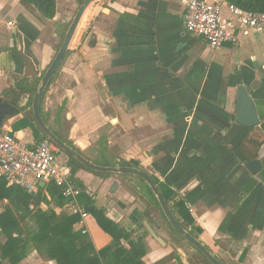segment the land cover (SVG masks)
I'll list each match as a JSON object with an SVG mask.
<instances>
[{"label":"crops","instance_id":"1","mask_svg":"<svg viewBox=\"0 0 264 264\" xmlns=\"http://www.w3.org/2000/svg\"><path fill=\"white\" fill-rule=\"evenodd\" d=\"M83 1L55 0L54 16L45 18L30 0H0V98L41 79ZM186 1L91 3L44 92L40 113L53 133L89 151L91 159L135 161L138 166L131 167L183 199L200 228L197 239L221 264H264V143L257 151L262 169L253 176L243 167L244 156L254 152L250 134L234 122L236 85L242 83L252 94L261 120L255 129L264 138V37L241 29L224 5L220 22L234 40L212 49L185 31ZM24 97L29 95L22 94L16 106ZM22 113L7 116L0 131L36 141L31 126H19ZM91 171L79 169L74 178L129 233L122 240L126 248L129 240L144 238L145 264L163 258L164 264H189L170 243L154 206L145 204L139 178ZM89 224L98 228L97 237ZM84 228L97 250L110 244L92 217Z\"/></svg>","mask_w":264,"mask_h":264},{"label":"trees","instance_id":"2","mask_svg":"<svg viewBox=\"0 0 264 264\" xmlns=\"http://www.w3.org/2000/svg\"><path fill=\"white\" fill-rule=\"evenodd\" d=\"M30 2L45 18H52L54 16L55 0H30ZM226 2L243 10L253 12L264 11V0H226ZM39 81L40 77L30 81L26 87L19 89V91H6L4 100L16 106L21 95L27 93L29 95V101L25 107L19 109V113H22L31 105V100L37 90ZM47 88L48 86L45 91ZM10 96L13 97L11 100H9ZM19 126H31L34 129L36 141L47 138L35 124L31 110L22 115ZM247 130L254 147V152L244 156V160L248 161L257 157V151L264 143V138L255 127ZM62 140L95 164L102 166H138V163L135 161H120L119 163H114L104 158H96L93 160L89 156V151L82 152L71 142ZM58 152L60 151L58 150ZM66 164L72 178H74V174L79 169L91 171L70 156H68ZM94 173L105 175L99 172ZM74 180L81 189L79 200L88 212V217H92L97 226L111 237L110 244L97 250L89 235L86 233L83 234L80 230L74 228L77 216L70 215L62 209L66 203V199L56 186L50 184L45 189L39 188L37 192H29L23 187L1 180L0 201L6 199L7 203L0 213V264H19L25 258L27 232L23 225L29 219L34 221L35 230L27 238L32 241L35 250L44 259L55 261L56 264H145L142 258L145 256L148 247L144 238L129 240L128 248H126L122 244V240H128L129 233L109 218L104 208L97 207L87 193L85 186L81 182L76 181L75 178ZM139 181L142 183L144 195L147 196L148 201L159 209L165 222L173 230L164 217L158 201L148 185L142 179H139ZM155 183L158 184L159 189L161 188L160 191L168 202L173 214L178 215V218H176L177 221L186 231L197 238V233L200 232V228L195 227L194 219L183 199L175 200L173 191H164L162 190V185L157 180H155ZM53 205L60 209L56 211ZM194 256H197V264H210L199 251L196 250ZM166 261L167 259L163 258L152 264H164ZM189 264H194V262L190 261Z\"/></svg>","mask_w":264,"mask_h":264},{"label":"built area","instance_id":"3","mask_svg":"<svg viewBox=\"0 0 264 264\" xmlns=\"http://www.w3.org/2000/svg\"><path fill=\"white\" fill-rule=\"evenodd\" d=\"M112 1L94 0L93 3L105 6ZM224 5L238 19L241 29H252L264 37V11L243 10L226 0H187L182 16L185 31L204 39L212 49L233 41V33L220 22ZM7 24L11 26L12 23ZM58 150L48 138L28 143L10 131H0V181L18 185L29 192L45 189L50 184L56 186L66 199L65 209L70 215L77 216L75 225L85 234L88 212L79 200L81 189L71 177L66 162L59 160Z\"/></svg>","mask_w":264,"mask_h":264},{"label":"water","instance_id":"4","mask_svg":"<svg viewBox=\"0 0 264 264\" xmlns=\"http://www.w3.org/2000/svg\"><path fill=\"white\" fill-rule=\"evenodd\" d=\"M94 0H84L76 11L74 18L72 19L62 43L56 52L50 65L42 75L37 90L34 93L30 109L35 121V124L40 129L43 135H45L59 150H61L65 155L73 157L77 162L82 164L84 167L95 171L103 173H115V174H125L135 176L142 179L150 188L154 196L156 197L160 209L166 218L167 222L171 228L188 244H190L194 249L199 251L210 264H221L220 261L215 257L205 245H203L197 238H195L191 233L186 231L181 224L177 221L175 215L169 207L168 202L165 200L161 191L157 187L155 181L152 177L144 170L131 167V166H102L93 163L92 161L86 159L83 155L78 153L76 150L71 148L69 145L64 143L58 136L55 135L46 125L40 113V104L43 98L46 87L49 85L50 81L58 71L61 66L66 54L68 52L69 44L73 38L78 25L80 23L81 17L85 10L89 7ZM29 100L28 97H24L22 101L17 105L13 106L10 102L4 101L0 98V128L3 125V121L7 116H14L19 114V109L22 108L26 102ZM235 124L244 127L245 129H251L260 126L261 120L259 119L255 102L253 100L252 94L249 89L242 83L236 85V107H235ZM243 167L253 176L259 174L262 169V163L259 158H254L243 162ZM40 187H43V183H40ZM148 233L162 246L165 245L164 240L155 234L151 225L144 220Z\"/></svg>","mask_w":264,"mask_h":264},{"label":"rangeland","instance_id":"5","mask_svg":"<svg viewBox=\"0 0 264 264\" xmlns=\"http://www.w3.org/2000/svg\"><path fill=\"white\" fill-rule=\"evenodd\" d=\"M25 112H29V108L28 109L26 108ZM25 112H23L22 114H24ZM63 124L65 125V127H68V125H69V124H67V122H63ZM23 139H25V138H22V141H23ZM59 151H60L59 155H62L64 160L67 161L68 160V156H66L61 150H59ZM62 157L59 156V160L60 161L62 160ZM139 192H141L143 194V197H144L143 200H144L145 204L149 207V209H150L151 206H154V209H152V210L150 209V210L154 211V212H156V213H158L160 215L159 217L161 219L162 225L164 226V228H165V226L167 227L166 230H168L170 243L172 245H174L175 247L180 248L183 251V253L185 254L186 259H187V261L189 263H190V261H193L194 264H197V256H194L196 250L190 244H188L185 240H183L178 234H176L173 230L170 229V227L165 222L164 218L161 216V214L159 212V209L154 204H151L148 201L147 196L144 195L145 193H143L144 191L143 190L142 191L139 190ZM139 198H141V197H139ZM2 201H0V203ZM3 209H4V206H3ZM3 209L1 210V212L3 211ZM62 209L67 212V210L65 208L62 207ZM23 226H24V228H25V230L27 232V234H26L27 245H26V249H25L26 256H25V258L22 261L19 262V264H37V263L32 262V261H30L31 263L28 262V260L26 261V259L35 260V258H37V257L43 258V256L41 254H39V252H37L35 250V247H34L32 241L27 238L35 230V223H34V221L32 219H29ZM89 232L94 237L95 236L97 237L98 233H99L98 228L93 227L91 224H89ZM33 257H35V258L33 259ZM44 260H46V259H44Z\"/></svg>","mask_w":264,"mask_h":264},{"label":"flooded vegetation","instance_id":"6","mask_svg":"<svg viewBox=\"0 0 264 264\" xmlns=\"http://www.w3.org/2000/svg\"><path fill=\"white\" fill-rule=\"evenodd\" d=\"M56 135V134H55ZM56 136H58V135H56ZM61 139V138H60ZM62 140V139H61ZM221 263V262H220Z\"/></svg>","mask_w":264,"mask_h":264}]
</instances>
